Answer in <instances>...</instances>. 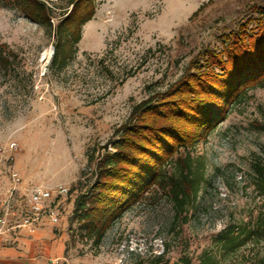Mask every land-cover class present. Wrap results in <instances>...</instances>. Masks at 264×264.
<instances>
[{
    "label": "rangeland",
    "instance_id": "rangeland-1",
    "mask_svg": "<svg viewBox=\"0 0 264 264\" xmlns=\"http://www.w3.org/2000/svg\"><path fill=\"white\" fill-rule=\"evenodd\" d=\"M261 4L264 0H98L76 57L62 70L51 67L54 39L46 29L0 4V44L17 56L8 70L0 69V198L14 186L12 172L22 192L68 187L55 201L59 221L48 219L65 228L67 256L75 264H135L164 253L167 244L170 264H185L182 258L196 264L204 251L221 258L222 237L244 228L252 237L220 264H263L264 236L255 230L264 216V196L253 183L252 162L264 165V132L256 126L264 121V87L250 90L211 134L188 149L203 161L205 174L187 223L172 226V204L149 193L112 224L99 246L82 237L76 222L69 225L82 190L78 181L92 180V150L111 138L135 103L166 90L204 48L222 50L237 25L254 27L253 8Z\"/></svg>",
    "mask_w": 264,
    "mask_h": 264
},
{
    "label": "trees",
    "instance_id": "trees-1",
    "mask_svg": "<svg viewBox=\"0 0 264 264\" xmlns=\"http://www.w3.org/2000/svg\"><path fill=\"white\" fill-rule=\"evenodd\" d=\"M57 1L0 0V4L46 29L54 39L51 67L62 70L76 57L83 27L95 17L98 0H64V7ZM253 9L254 27L237 25L222 50L204 48L166 90L135 103L111 138L92 150L88 156L92 180L78 181L82 190L69 218L70 227L76 222L83 238L99 246L112 224L149 193L172 204V226L188 222L205 174L203 161L188 149L211 134L250 90L264 87V4ZM16 57L7 44H0V69L8 70ZM256 126L264 132V121ZM252 169L255 188L264 196V165L255 160ZM255 231L264 236V216ZM229 232L221 240V258L236 253L253 234L248 228ZM168 251L167 244L164 253ZM164 253L135 264H170ZM221 258L204 251L196 264H220ZM182 261L192 264L188 258ZM261 261L264 264V258Z\"/></svg>",
    "mask_w": 264,
    "mask_h": 264
},
{
    "label": "crops",
    "instance_id": "crops-1",
    "mask_svg": "<svg viewBox=\"0 0 264 264\" xmlns=\"http://www.w3.org/2000/svg\"><path fill=\"white\" fill-rule=\"evenodd\" d=\"M66 240L65 228L47 216L34 229L11 227L0 240V264H75L67 256Z\"/></svg>",
    "mask_w": 264,
    "mask_h": 264
},
{
    "label": "built area",
    "instance_id": "built-area-1",
    "mask_svg": "<svg viewBox=\"0 0 264 264\" xmlns=\"http://www.w3.org/2000/svg\"><path fill=\"white\" fill-rule=\"evenodd\" d=\"M13 143L11 148H16ZM14 186L8 191V197L0 198V240L11 228L15 229H34L41 221L42 217H49L54 223L59 221V214L56 211L55 201L69 193V188L63 184L56 185L49 189L42 186H35L22 192L20 178L17 172H12ZM24 193L25 206L24 212L19 210L18 197ZM105 264H116L106 262Z\"/></svg>",
    "mask_w": 264,
    "mask_h": 264
}]
</instances>
